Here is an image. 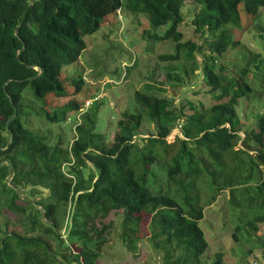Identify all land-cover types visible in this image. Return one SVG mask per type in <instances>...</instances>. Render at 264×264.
I'll list each match as a JSON object with an SVG mask.
<instances>
[{
    "label": "trees",
    "instance_id": "16d2710c",
    "mask_svg": "<svg viewBox=\"0 0 264 264\" xmlns=\"http://www.w3.org/2000/svg\"><path fill=\"white\" fill-rule=\"evenodd\" d=\"M189 4L199 11L192 18L196 31L214 39L209 42L212 54L205 56L202 67L196 60L201 46L186 41L180 31L183 9ZM242 8L248 24L264 21V0H0V217L5 209L23 213L37 233L27 237L0 227V264H97L108 226L98 228L95 222L118 210L124 213L121 241L130 250H135L143 218L152 215L156 246L163 238L167 245L162 249L179 250L186 263L198 264L209 249L199 225L204 220L201 191L207 177L213 200L229 188L233 201L241 195L252 198L249 206L256 210L255 218L236 228L235 240L243 236L252 243V234L264 238L259 227L264 225V181L259 183L264 113L250 117L240 110L243 101L264 95V52L247 51L246 46L237 50L241 42L231 30L250 29L244 26ZM121 11L146 17L152 29L170 23L164 36L147 29L142 38L148 45L172 43V53L159 59L170 63L164 67L169 68L173 88L197 86L200 81L201 91L217 103L207 107L184 92L179 99L183 105H178L175 95L159 96L161 90L146 83L143 92H136L139 108L122 115L108 145L105 133L99 132L98 108L83 100L88 90L83 73L70 67L86 51L85 38ZM256 30L264 36L263 26ZM229 50H237L241 60L218 65V57ZM189 63L196 81L188 78ZM28 86L41 102L32 105L38 106L36 117L46 123L42 134L25 123L33 114L26 102L31 97L25 94ZM55 101L64 103L52 106ZM101 103L104 99L98 107ZM77 114L82 123L76 125L72 145L54 142L49 128L75 120ZM249 118L255 121L253 128ZM143 122L155 127L146 139L139 136ZM175 130L180 133L169 142ZM159 174L166 176L167 191ZM9 176L12 184L6 182ZM23 186L48 191L46 200L21 193ZM21 195L27 207H17L16 202L24 201ZM68 211L70 223L63 239L58 230ZM54 237L61 246L56 252L49 241ZM262 239L257 242L264 257ZM169 257L166 264H172ZM213 264H224L221 255Z\"/></svg>",
    "mask_w": 264,
    "mask_h": 264
},
{
    "label": "rangeland",
    "instance_id": "374dc122",
    "mask_svg": "<svg viewBox=\"0 0 264 264\" xmlns=\"http://www.w3.org/2000/svg\"><path fill=\"white\" fill-rule=\"evenodd\" d=\"M189 5L183 9L185 22L180 26V31L184 33L186 41L190 40L201 46L200 51L196 53V60L202 67L206 59L205 56L212 54L209 42L214 39L209 33L204 35L201 31H196L197 27L192 24V18L199 11L195 5ZM241 11L244 26L250 25L248 24V20L245 19L243 8ZM261 12L264 13V9ZM262 26L264 27V21L258 18L253 22V25H250V31L247 28L241 30L232 29L231 33L234 38L240 39L241 42L237 50H240L241 46H246L248 48L246 49L247 51L263 53L264 36H261L256 30L257 27ZM170 28L171 24L169 23L158 29H152L146 17L121 11L119 15L109 17L98 32L85 38L87 49L79 61L72 68L70 67V69L83 73L82 76L85 78L88 87L83 100L94 103L93 108H98V119L102 126L99 132L105 133L108 145L112 144L117 130V123L122 115L127 111H134L137 107L139 108L135 103L136 92H143L146 83H151V85L161 90L158 92L159 96L170 98L175 95L176 102H179L178 105H183L179 99L182 98L181 96L184 92H187L186 95L191 100L204 104L207 107L217 103L205 91H201L200 81L197 86L193 84L192 87L185 85L173 88L170 82L172 79L168 78L169 68L164 67L169 66L170 63L161 62L159 59L162 54L172 53V43L169 41H151L148 45L147 41L142 38L143 31L147 29L151 30L153 35L161 37ZM237 50H229L223 56L218 57V65L225 64L229 66L241 60ZM192 65L193 63H189L188 78L196 81L191 72L192 68L190 66ZM130 68L133 69L130 71ZM149 74L154 75V79L151 81L148 80ZM196 75L198 77L197 80H199L201 78L200 72L197 71ZM189 88L191 89L188 90ZM25 94L27 96L31 94V97H28L29 100L26 102L29 103L28 108L33 111V114L29 118H25V123L26 125H32L35 130H39V133L42 134L46 129H43L41 126H45L46 123L43 119L40 120L36 117L37 115L34 112L38 110V106L32 105L36 103L40 106L41 102L35 99L31 86L27 87ZM91 96H95L94 99L97 98L99 101L90 98ZM103 99L105 103H101L103 105L98 107ZM83 100L82 102H84ZM63 103L64 101H55L52 103V106L62 105ZM240 110H243L250 117L261 112L264 113V95H261L260 98L254 97L243 101ZM248 121L252 123L251 127L253 128L255 121L252 118H249ZM81 123L82 119L77 114L75 120H67L60 125L51 126L49 129L53 136V141L56 142L60 139L63 142L61 144L63 147H69L77 135L76 125ZM152 133H155L154 125L143 122L139 136L146 139ZM176 133H180V131H174L170 137H167L169 142H171L170 140H172ZM3 134L6 135L5 133ZM139 136H134L133 140L139 139ZM241 137L242 139L245 138L244 132H241ZM238 148H242L240 142L238 143ZM257 148H260V146H257ZM250 153L256 155V149L250 150ZM88 168H91V166L89 165ZM261 172L263 174L260 173L259 175L260 184L264 181V165L261 166ZM84 173L87 178L88 171L84 170ZM159 176L161 177L159 183L162 182L163 190L167 191L169 186L166 184V176L164 174H159ZM11 181L12 176H9L6 182L12 184ZM209 183L210 179L207 177L202 184L201 206H204V220L199 224L205 232L209 249L202 256V260L198 264H202V262L203 264H213V261L219 255H221L224 264H264L262 249L260 248V243L257 242L258 239H262L261 235L252 234L254 239L252 243H247L243 236H241V240L239 241H236L234 238L238 226L241 224L247 225L255 218V216L252 218V214H255L256 210L249 206L252 198L248 197V195H241L238 201H233V194L229 188L213 200L211 197L214 190L211 185L208 186ZM259 183L255 184L253 182L252 185L257 186ZM172 188L176 189L175 185ZM29 192H32V198L35 201H39L40 199L46 200L47 197L45 195H48V191L42 189L24 186L21 188V193L27 194ZM21 197L24 201L22 204L16 202L17 207H27L24 196L21 195ZM244 199L246 201H243ZM68 213L69 211L62 216L60 229L58 230L63 239H67L66 233L68 231V224L70 223ZM123 218V211L118 210L110 213L105 219L96 220L95 225L98 228L108 226L105 232L107 240L102 247V255L97 260V264H166L168 254H170L169 260L172 264H188L186 263V257L181 251L162 249L167 245L163 238L160 240L161 246H156L158 240L154 238L152 215L143 218V222L139 228V236L134 246L135 250H130L121 241ZM0 223L2 229L8 228L20 235L29 237L37 234L32 232L29 227L28 218L23 213L5 209L0 217ZM259 227L261 232H264V225L260 224ZM1 235L2 233H0ZM49 241L55 252L61 247L60 241L56 237L50 238ZM262 243H264V238L262 239ZM69 246L72 248L71 245ZM190 254L192 255V251H190ZM192 257L195 258L194 255ZM192 264L196 263L193 261Z\"/></svg>",
    "mask_w": 264,
    "mask_h": 264
},
{
    "label": "clouds",
    "instance_id": "9594fccd",
    "mask_svg": "<svg viewBox=\"0 0 264 264\" xmlns=\"http://www.w3.org/2000/svg\"><path fill=\"white\" fill-rule=\"evenodd\" d=\"M175 131H179V130H175Z\"/></svg>",
    "mask_w": 264,
    "mask_h": 264
}]
</instances>
